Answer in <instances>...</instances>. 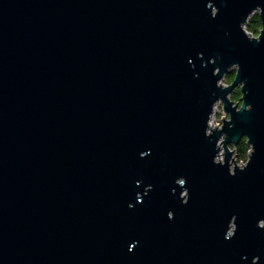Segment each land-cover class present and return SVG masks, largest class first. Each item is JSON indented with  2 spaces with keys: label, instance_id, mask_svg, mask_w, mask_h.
Listing matches in <instances>:
<instances>
[{
  "label": "water",
  "instance_id": "water-1",
  "mask_svg": "<svg viewBox=\"0 0 264 264\" xmlns=\"http://www.w3.org/2000/svg\"><path fill=\"white\" fill-rule=\"evenodd\" d=\"M0 264H264V0H0Z\"/></svg>",
  "mask_w": 264,
  "mask_h": 264
},
{
  "label": "trees",
  "instance_id": "trees-1",
  "mask_svg": "<svg viewBox=\"0 0 264 264\" xmlns=\"http://www.w3.org/2000/svg\"><path fill=\"white\" fill-rule=\"evenodd\" d=\"M262 26L261 24V18L259 16L258 13H255L254 15L251 16V18L249 19L248 23H247V29L250 31V32H253V33H259V29L260 27ZM234 78V73H229V74H226L225 76V81L227 82H231ZM240 96H241V91L239 90L238 92H234L231 97L233 100L235 101H239L240 99ZM248 150H249V146L247 145L246 143V139H243L237 146V152H238V157L239 158H246L247 157V153H248Z\"/></svg>",
  "mask_w": 264,
  "mask_h": 264
},
{
  "label": "built area",
  "instance_id": "built-area-1",
  "mask_svg": "<svg viewBox=\"0 0 264 264\" xmlns=\"http://www.w3.org/2000/svg\"><path fill=\"white\" fill-rule=\"evenodd\" d=\"M247 31L250 32L248 29H247ZM250 33H252V32H250ZM219 113H221L220 116H218ZM223 115L225 117L227 114L223 110V106L221 104V101H217L214 105L213 113H212L210 120H209L210 127H217V125H218V127H221L223 125ZM233 148L234 147L231 146V150ZM235 149H236L235 152H237V147H235ZM223 150L224 149L222 148L221 155L219 156L220 158H223ZM234 159L236 160V162H235V160H233L235 164L237 163V165H239V166H244L248 161V155L246 158H239L236 154H234Z\"/></svg>",
  "mask_w": 264,
  "mask_h": 264
},
{
  "label": "bare ground",
  "instance_id": "bare-ground-1",
  "mask_svg": "<svg viewBox=\"0 0 264 264\" xmlns=\"http://www.w3.org/2000/svg\"><path fill=\"white\" fill-rule=\"evenodd\" d=\"M246 27H247V26H246ZM261 27H262V26H261ZM261 27H260V29H261ZM246 29H247V28H246ZM260 29H259V31H260ZM251 34H252V35H256V36H257V33L255 34V33H253V32H252ZM243 139H246V138H243ZM243 139H242V140H243ZM242 140H241V141H242ZM241 141H240V142H241ZM219 142L221 143V142H222V139H220V141H219ZM240 142H239V143H240ZM239 143H238V144H239ZM246 143H247V142H246ZM238 144L236 145V147L238 146ZM247 145H248V144H247ZM248 146H249V145H248ZM230 148H231V147H230ZM250 150H251V148H250V146H249V150H248V153H247V155H249V152H250ZM234 154H236V155H237V154H238V152H235ZM237 156H238V155H237ZM233 158H234V157H233ZM221 159L223 160V158H221ZM231 165H232V166H235V165H236V164L234 163V161H233V160L231 161Z\"/></svg>",
  "mask_w": 264,
  "mask_h": 264
},
{
  "label": "rangeland",
  "instance_id": "rangeland-1",
  "mask_svg": "<svg viewBox=\"0 0 264 264\" xmlns=\"http://www.w3.org/2000/svg\"><path fill=\"white\" fill-rule=\"evenodd\" d=\"M230 73V72H229ZM229 73H227V74H229ZM223 82L225 83V84H228L229 82H227V81H225V78L223 79ZM232 95V94H231ZM240 100V99H239ZM221 104H222V102H221ZM221 115V113H219L218 114V116H220ZM225 117H228V115H226Z\"/></svg>",
  "mask_w": 264,
  "mask_h": 264
},
{
  "label": "flooded vegetation",
  "instance_id": "flooded-vegetation-1",
  "mask_svg": "<svg viewBox=\"0 0 264 264\" xmlns=\"http://www.w3.org/2000/svg\"><path fill=\"white\" fill-rule=\"evenodd\" d=\"M234 77H235V73H234ZM233 79H234V78H233ZM239 90H240V87H236V89L234 90V92H238ZM240 91H241V90H240ZM234 92H233V93H234ZM233 93H232V94H233ZM240 97H241V96H240Z\"/></svg>",
  "mask_w": 264,
  "mask_h": 264
}]
</instances>
